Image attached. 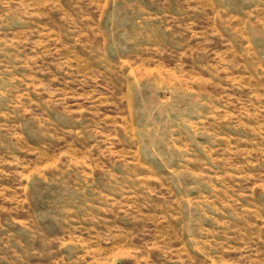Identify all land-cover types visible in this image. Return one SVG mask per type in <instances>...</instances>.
Listing matches in <instances>:
<instances>
[{
    "label": "rangeland",
    "instance_id": "obj_1",
    "mask_svg": "<svg viewBox=\"0 0 264 264\" xmlns=\"http://www.w3.org/2000/svg\"><path fill=\"white\" fill-rule=\"evenodd\" d=\"M0 264H264V0H0Z\"/></svg>",
    "mask_w": 264,
    "mask_h": 264
}]
</instances>
